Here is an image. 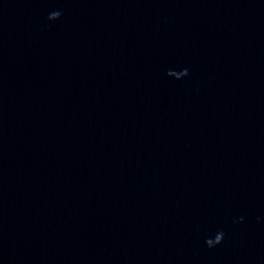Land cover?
I'll return each mask as SVG.
<instances>
[{
    "label": "water",
    "instance_id": "water-1",
    "mask_svg": "<svg viewBox=\"0 0 264 264\" xmlns=\"http://www.w3.org/2000/svg\"><path fill=\"white\" fill-rule=\"evenodd\" d=\"M0 264H264V0H0Z\"/></svg>",
    "mask_w": 264,
    "mask_h": 264
}]
</instances>
